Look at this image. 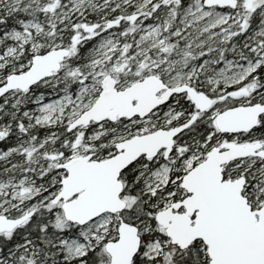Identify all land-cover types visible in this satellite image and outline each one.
<instances>
[{
    "label": "snow or ice",
    "instance_id": "1",
    "mask_svg": "<svg viewBox=\"0 0 264 264\" xmlns=\"http://www.w3.org/2000/svg\"><path fill=\"white\" fill-rule=\"evenodd\" d=\"M0 264H264V0H0Z\"/></svg>",
    "mask_w": 264,
    "mask_h": 264
}]
</instances>
